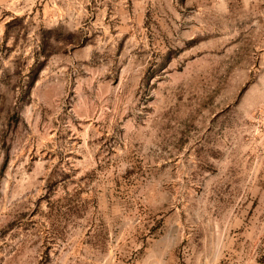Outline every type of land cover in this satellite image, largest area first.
I'll return each instance as SVG.
<instances>
[{
  "label": "rangeland",
  "instance_id": "rangeland-1",
  "mask_svg": "<svg viewBox=\"0 0 264 264\" xmlns=\"http://www.w3.org/2000/svg\"><path fill=\"white\" fill-rule=\"evenodd\" d=\"M0 264H264V0H0Z\"/></svg>",
  "mask_w": 264,
  "mask_h": 264
},
{
  "label": "trees",
  "instance_id": "trees-1",
  "mask_svg": "<svg viewBox=\"0 0 264 264\" xmlns=\"http://www.w3.org/2000/svg\"><path fill=\"white\" fill-rule=\"evenodd\" d=\"M42 61L39 62L38 67L41 65ZM36 69H34V71L28 76V79L26 81V87H25V92L27 93L30 89V87L33 85V82L35 80L36 77Z\"/></svg>",
  "mask_w": 264,
  "mask_h": 264
}]
</instances>
